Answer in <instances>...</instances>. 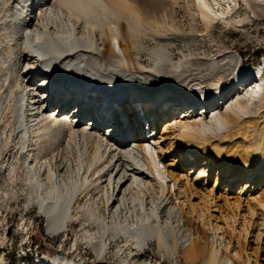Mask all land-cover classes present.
I'll return each instance as SVG.
<instances>
[{"label": "bare ground", "instance_id": "1", "mask_svg": "<svg viewBox=\"0 0 264 264\" xmlns=\"http://www.w3.org/2000/svg\"><path fill=\"white\" fill-rule=\"evenodd\" d=\"M178 1L0 0V47L3 42L7 47L6 52L0 49V55L11 66L7 68L5 62L0 72L1 98L5 94L9 99L2 135L8 132L15 151L6 165L8 174L0 178V205L5 204L7 210L10 202L26 196L22 210L36 208L45 219L49 237L76 225L73 232H80L79 243L84 241L95 257L85 263L79 254L53 250L34 264H102L110 253L116 264H129L152 242L173 258L182 244L186 263L261 264L262 260L248 254L244 260L241 250L232 249L217 233L216 223V234L209 237L204 217L213 208L221 213V199L235 212L231 215L234 224L238 217L243 223L246 220L245 237L250 228L257 229L255 212L238 213L243 200L230 198L226 192L236 184L237 171L246 182L240 191L249 189L254 178L264 181V69L256 66L238 72L234 55L208 62L193 60L190 55L174 64L161 42L166 35L151 20L156 25L161 19L173 20ZM209 1L194 0L208 31L223 15ZM221 1L212 3L220 6ZM139 36H152L156 42L157 48L151 49L156 61L153 70L132 59L131 50ZM45 69L56 81L39 91L46 81L41 76ZM35 76L38 87L32 84ZM248 76L253 78L249 84ZM96 88L127 96V107L115 111L116 116L115 112H96L92 105L89 113L106 124L105 130L91 125L92 120L85 116L79 118L73 108L67 110L73 102H89L90 91ZM48 91L50 95L44 98ZM196 93L198 100L204 97L208 101L206 111L204 106L193 113L183 111L182 105L194 102ZM53 98L63 105L54 108ZM139 104L145 118L142 122L132 116ZM112 107L110 103L108 110ZM167 117H172L171 123L165 121ZM158 127L167 134L165 151L151 138ZM166 151L179 157L180 167L190 170L185 175L168 172L162 162ZM195 161L201 163L200 171L190 184ZM238 161L242 162L239 170L235 168ZM212 165L216 166L215 183L207 189L205 181ZM19 166L22 191L21 187L12 189L19 180L13 174ZM4 171L1 165L0 172ZM10 173L15 177L11 183L7 181ZM228 179L225 193L215 194L219 183ZM177 190H189L198 201L189 210L184 209L185 201L177 208L174 196L182 197ZM83 197L87 198L84 204L80 203ZM258 200V204L264 203V191ZM194 212L198 219L191 217ZM21 228L28 232L26 224ZM116 242L111 252L110 243ZM73 246L76 252L78 241ZM0 264L6 263L2 260Z\"/></svg>", "mask_w": 264, "mask_h": 264}, {"label": "rangeland", "instance_id": "2", "mask_svg": "<svg viewBox=\"0 0 264 264\" xmlns=\"http://www.w3.org/2000/svg\"><path fill=\"white\" fill-rule=\"evenodd\" d=\"M209 2L216 12H223V15L214 22V28L209 31L204 29L205 27H203L204 24L200 15H198L199 12L197 9V4L194 2V0H179L178 4H176L177 6L175 5L176 7H174L175 18L173 20L168 19L166 21L161 19V21L163 20L162 22L160 21L161 23L157 21V23L160 24V26L159 24H157L159 28L156 25V21H154L153 19L151 20L152 23H155H153L155 25L154 28L159 30L162 29L163 33L161 32L162 30L160 32L163 35L167 36H164L161 42L163 41L162 43H164V45L168 47L169 50L167 49V51L170 55H172L170 56L171 61L175 64V62H183L188 59V57L192 56L191 58L193 60L195 59L198 61L201 60L202 62H208L209 60H217L222 56L225 57L227 55H234L236 56V62L239 64L238 72L249 71L252 66H256L257 64H260L262 66V69H264V0H222L220 2V6L212 3V0H210ZM1 12L2 11L0 8V13ZM161 25H163V27ZM172 25L174 26L172 27ZM171 31L173 32L171 33ZM136 39L137 40L134 43L136 46L134 48L135 50H131V52L133 53H131V55L133 56L132 59L134 60V62H136V65H139L141 67L143 66V68L148 71L153 70L155 67L154 64L156 63L152 51L153 49L157 48L155 40L153 42L152 36H139ZM137 41L138 43H136ZM3 43H1L2 48L0 47V49L2 52H6V43ZM4 48L5 51H3ZM257 53H260L261 55L257 57ZM0 59V65L2 64V67L0 66V72L1 70L3 71V67L6 63L7 64L5 66L7 68H11V66L8 64L9 61H7L6 56L0 55ZM153 61H155V63ZM238 72L234 73V76ZM1 75L2 73H0V77ZM38 80L39 79H34L32 84L37 83ZM173 93L176 94L178 92H176L175 90ZM1 94L2 93H0V163L2 164H0V166H4L5 171L0 172V178H5V175L8 174V170L6 169H9L6 165L9 161L13 160L11 155H13L15 151H13V147H11V144L13 143L10 142L7 134L8 132H4V135H2L4 129V124L2 122L6 117L5 112L9 107V99L8 96H5L4 94L3 98L5 97V100H3V98H1ZM3 109L4 112L2 111ZM178 114H180V112H178ZM177 116L179 115H174V117ZM165 121L168 123L170 121L171 123L172 117H167ZM145 127L146 126H144L143 128L146 132L145 134L148 137L149 133L146 131ZM104 129H106V126L104 127ZM121 134H123L122 131L119 133L120 137ZM151 138L153 140H158V147H161V149L165 151V146L169 141L166 139L167 134L163 131L162 127H158V130L156 129L154 131V136H152ZM162 158V162L164 166H166V170L168 172L174 174L176 173L175 175H185L187 171L190 170L189 167H180V163L178 161L179 157H176L174 153H171L169 151L167 153L166 151L164 152ZM194 163L195 164L193 167L196 173H192V175H190V184L192 183L196 174L200 171L199 168L201 166L200 162L195 161ZM240 164H242V162H235V168L239 170L241 168ZM18 168L20 169L17 170ZM214 168H216V166L212 165L210 172L208 173V176L206 178L205 188L207 189H211L215 183ZM224 168L226 169V166H223V170ZM17 169H15V172L13 174H15V177H17L19 180L16 179L17 183L14 182L13 185H15H11L13 188L11 186L10 187L16 191H19L20 189V191H22L25 189L23 183L20 182V180H22L23 178V172L21 171L20 166L17 167ZM11 175L12 173H10V177L7 176L11 180L10 181L7 179V181L10 183L13 179L15 180L14 175ZM244 176L245 175H243V177ZM234 177L237 179V182L232 187V189L226 192V195L230 198L239 196V198L243 200V202H241L242 205L238 209V213H241V215L244 213H248L249 210H253L255 212L256 216L254 215L253 219H255L256 223L258 224L257 229L252 230L250 228L249 235L245 237L244 230L246 229V220L243 223V221L238 217V221H236L234 224L231 220V215L235 212L229 210L230 206H228V203H225V201L219 199L218 206H220L221 213L218 212V209H210L208 215L204 217V230H206L208 236L211 237L213 234H216L214 227L219 226V231L217 233H220V235H222V238L224 237L226 242L229 241L230 247L232 249H237L236 251L241 250L240 252L243 254L242 257L244 260L246 259V255L248 254L252 259L262 260L260 261V263L264 264V203L258 204V196L261 192L264 191V181L257 182L254 178V180H252V182L250 181V184L248 185V187L250 186L249 189H243L242 191H240L242 186H244L243 184L246 182L245 180L243 181L240 179L242 178V176L239 171L234 174ZM228 181L229 179L223 181L222 183H219V186L215 188L214 193H220L223 195L225 193V189L230 186V182ZM2 183L3 181L0 182V185ZM169 186H171V183H169ZM179 191L180 190H177L176 194L178 195V193L181 192L182 197L176 199V197L174 196L177 208L180 207L181 201H185L186 203L184 209L189 210V207L193 206L198 201V199L195 198L196 196H191L189 194V190H187L186 193H184V191ZM91 194L95 196L94 192H91ZM25 199L26 196H23L18 201L10 202V204H8L7 210L5 209V204H3V206L0 205V263L2 260H4L6 264H34L36 259H43L44 257H46V255L49 254V252H52L53 250H60L63 253L65 252L73 256L79 254V257L82 258L85 263L94 260V254L92 253L91 249L86 246L85 242L83 241V243H79V240H81V237L79 236L80 232H73L77 230L76 225L71 226L66 232L62 234H59L55 237H49L46 234L45 219L39 214L38 210L36 208H31L29 212H24V210H22V206H24V203L26 201ZM86 199V197H83L80 203L84 204ZM26 203L28 204V201ZM214 216L216 218H214ZM191 217L193 219H198V214L194 212L192 213ZM24 224L28 226L27 231L29 233H26V231L22 230L21 226H23ZM200 228L201 224H199V229ZM257 234L260 236H258ZM77 241V251L74 252L75 249L73 245H75ZM117 243L118 242L110 243L109 247L111 252H114ZM258 243H260L259 246H257ZM257 247L259 249H257ZM143 250L144 251L141 252L139 251L141 254L138 253V256L133 257L130 260L129 264H204L203 261L186 263L182 254V244L180 245V250L177 258H173L172 256L168 255L164 250H159L157 244L153 242ZM110 254L108 255V257H106L107 262L102 264H116V260H114V258ZM25 257L28 259L26 260Z\"/></svg>", "mask_w": 264, "mask_h": 264}, {"label": "trees", "instance_id": "3", "mask_svg": "<svg viewBox=\"0 0 264 264\" xmlns=\"http://www.w3.org/2000/svg\"><path fill=\"white\" fill-rule=\"evenodd\" d=\"M260 55H261L260 53H257V55H256V56H257V57H259Z\"/></svg>", "mask_w": 264, "mask_h": 264}]
</instances>
